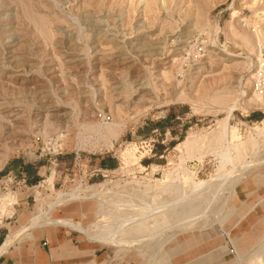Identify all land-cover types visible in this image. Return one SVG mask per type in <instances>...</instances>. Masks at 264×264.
Here are the masks:
<instances>
[{"label": "rangeland", "instance_id": "1", "mask_svg": "<svg viewBox=\"0 0 264 264\" xmlns=\"http://www.w3.org/2000/svg\"><path fill=\"white\" fill-rule=\"evenodd\" d=\"M55 228L97 264H264V0H0V244Z\"/></svg>", "mask_w": 264, "mask_h": 264}, {"label": "crops", "instance_id": "2", "mask_svg": "<svg viewBox=\"0 0 264 264\" xmlns=\"http://www.w3.org/2000/svg\"><path fill=\"white\" fill-rule=\"evenodd\" d=\"M45 234L47 241L44 244H50L49 247L44 248L39 244H34L32 248L31 245L17 244L18 247L13 246L12 248V245L8 244L0 252V264H97L100 261V259L93 258L97 257L96 253L92 254L86 249H76L71 244V239L66 238L67 233L58 228L49 229ZM80 251L85 252L84 254L78 253ZM83 255H88V259L83 263L77 262V256Z\"/></svg>", "mask_w": 264, "mask_h": 264}, {"label": "bare ground", "instance_id": "3", "mask_svg": "<svg viewBox=\"0 0 264 264\" xmlns=\"http://www.w3.org/2000/svg\"><path fill=\"white\" fill-rule=\"evenodd\" d=\"M199 185V184H198ZM171 186V185H170ZM169 186V187H170ZM166 188H167V186H166ZM181 196H182V194H181ZM181 196H179V197H181ZM181 199V198H180ZM182 199H185V198H182ZM172 205V204H171ZM179 208H180V206H179ZM183 208V207H182ZM40 218V217H39ZM43 218V217H42ZM41 219H39V221H40ZM43 220V219H42ZM41 222V221H40ZM37 222L35 221L34 222V224H36ZM43 223H45V222H43ZM47 223L49 224H63V225H66V226H68V227H71V228H73V229H76L77 231H79V232H82V233H85L86 232V229L84 230V229H82L81 227H78V226H76L74 223H72L71 221H69V220H66V219H50V220H48L47 221ZM38 224V223H37ZM46 224V223H45ZM47 225V224H46ZM80 226V225H79ZM24 230V229H23ZM87 233V232H86ZM105 233V232H104ZM103 233V235H105ZM111 233H112V231H111ZM110 233V235H112V234H114L115 235V232H113L112 234ZM87 236V235H86ZM96 236H97V234H96ZM108 237V236H107ZM110 237V236H109ZM92 237H90V239H91ZM94 238V237H93ZM92 238V239H93ZM100 238L101 237H99V241H101L100 240ZM102 239H105V238H102ZM106 240V239H105ZM98 241V242H99ZM107 241H109V240H107ZM116 241V240H115ZM11 243V242H10ZM8 244H9V237H7V238H5V240L0 244V252L1 251H3L7 246H8Z\"/></svg>", "mask_w": 264, "mask_h": 264}, {"label": "trees", "instance_id": "4", "mask_svg": "<svg viewBox=\"0 0 264 264\" xmlns=\"http://www.w3.org/2000/svg\"><path fill=\"white\" fill-rule=\"evenodd\" d=\"M101 167H105L104 163L101 164Z\"/></svg>", "mask_w": 264, "mask_h": 264}]
</instances>
